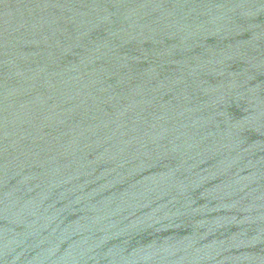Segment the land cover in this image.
I'll return each instance as SVG.
<instances>
[{
    "label": "water",
    "instance_id": "obj_1",
    "mask_svg": "<svg viewBox=\"0 0 264 264\" xmlns=\"http://www.w3.org/2000/svg\"><path fill=\"white\" fill-rule=\"evenodd\" d=\"M0 264H264V0H0Z\"/></svg>",
    "mask_w": 264,
    "mask_h": 264
}]
</instances>
